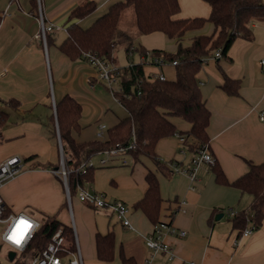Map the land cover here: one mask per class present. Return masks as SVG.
<instances>
[{"label":"crops","instance_id":"obj_1","mask_svg":"<svg viewBox=\"0 0 264 264\" xmlns=\"http://www.w3.org/2000/svg\"><path fill=\"white\" fill-rule=\"evenodd\" d=\"M86 1L37 0L35 4L34 0H0V108L9 113L0 127V162L11 156L22 160L20 173L0 189L4 203L13 212L35 218L48 214L69 226L72 220L85 264H122L120 248L137 264H264V222L247 237L239 236L233 228L231 211L246 209L252 195L218 183L206 163L193 181L180 172L165 175L146 156L136 160L127 151L100 152L96 161L91 159L93 180L86 187L103 193L109 201L125 202L130 207L131 226L119 221L110 208L81 201L77 193L71 195L69 203L63 181L52 172L61 157L57 123L52 122L53 101L69 94L82 104V128L73 132L77 141L106 138L108 129L128 115L113 93L114 84L110 86L102 79L86 59L72 60L59 48L72 9ZM94 1L98 4L96 12L80 21L85 26L118 0ZM180 4L178 17L210 16L211 6L205 0H192L191 6L180 0ZM41 17L46 25L55 26L49 41L41 36ZM214 31L215 25L206 22L181 40L165 35L169 42L165 50L175 52L179 42L190 45L195 36ZM253 31L252 40L239 37L234 41L230 58L207 59L198 73L211 112L208 149L230 182L249 170V162L264 161V119L260 117L264 110V20L254 22ZM137 53L139 60L128 64L145 61L146 74L163 72L169 79L176 77L175 66L151 64ZM225 73L241 80L238 95H229L222 88ZM115 84L119 88L118 81ZM11 99L18 105L11 104ZM177 118L173 120L180 129L190 128L189 122ZM102 124L106 128L101 129ZM166 142L173 148L170 152L160 148V159L188 165L192 153L182 152L180 139L176 135L165 137L157 150ZM150 170L159 177L165 199L161 219L187 231L184 237L164 236L173 248V258L166 252L154 254L147 247L146 237L154 224L134 206L145 194ZM68 205L70 210H66ZM219 214L222 216L217 219ZM110 231L116 237V253L112 261H103L97 255L96 236Z\"/></svg>","mask_w":264,"mask_h":264},{"label":"trees","instance_id":"obj_2","mask_svg":"<svg viewBox=\"0 0 264 264\" xmlns=\"http://www.w3.org/2000/svg\"><path fill=\"white\" fill-rule=\"evenodd\" d=\"M37 4V0H34ZM211 6L209 17H178L181 11L180 0H118L97 16L88 26L80 21L90 17L98 8L94 0L77 5L69 15L66 37L59 44L60 50L72 60L90 59V55L108 61L115 60V49L125 45L130 53L132 47L147 56L143 46H135L133 37L120 29L122 14L129 6L134 8L136 26L140 33L163 32L169 38L181 40L190 30L202 28L206 22L215 25L212 34H199L190 45L179 42L175 52L164 49H151V59L162 56L166 62L177 60L174 79H151L146 74V62H132L121 67L118 78L119 88L113 91L116 98L128 110V115L108 129V136L88 141H77L74 131L81 130L80 118L82 104L75 97L66 94L56 102V113L52 122L59 126L66 163L72 170L70 174L71 195L78 192L79 186H86L93 180L94 165L87 166L83 172L81 165L91 162L94 155L113 149L118 145L127 147V152L136 159L149 157L167 176L176 172L173 163L163 161L157 152L161 139L183 134L187 138L189 152L194 154L199 148H209L208 127L211 112L203 97L198 73L206 58L221 49V57L230 58L229 51L234 41L241 37L254 38L253 23L264 20V0H205ZM51 31H47L49 41ZM220 58V57H219ZM241 80L225 73L222 88L229 95H238ZM11 104L18 101L11 99ZM8 111L0 108V127L7 121ZM179 117L190 123L188 130H182L173 118ZM56 132V129H54ZM131 145V147H129ZM60 159L56 165H59ZM220 184L232 185L243 193L252 195L250 205L235 212L232 217L233 228L241 236L244 230L253 226L258 229L264 222V161L249 162V170L235 181L230 182L222 166L216 160L210 165ZM55 168V167H54ZM146 191L135 203L153 222L154 226L161 219L162 205L165 201L159 177L153 171L146 175ZM76 184V187L74 185ZM9 211V208H8ZM41 226L33 241V248L41 251L55 231L62 228L67 241L74 247L75 230L61 222L57 217L44 214ZM97 255L100 260L112 261L116 253V237L113 231L98 233L96 236ZM122 264H137L132 256H127L120 248Z\"/></svg>","mask_w":264,"mask_h":264},{"label":"built area","instance_id":"obj_3","mask_svg":"<svg viewBox=\"0 0 264 264\" xmlns=\"http://www.w3.org/2000/svg\"><path fill=\"white\" fill-rule=\"evenodd\" d=\"M41 36L46 39L47 31L54 30L55 26L50 24L46 25L43 17H41ZM135 50L134 46L131 51ZM222 52L221 49L215 51L213 56H209L210 58H219L221 57ZM150 50L147 51L146 61L163 66L165 64H171L175 66L177 64V60L173 62H166L164 57L155 56L151 59ZM205 60V61H206ZM88 62L93 65L98 70L99 76L106 80L110 86H113L118 81L120 76L121 67L114 64L112 61L104 60L101 58L94 57L90 55V59ZM264 64V59L262 60ZM151 79L160 78L161 80H166L168 77L163 72H155L151 74H147ZM54 109H56V103L53 101ZM261 119H264V110L260 115ZM101 129L106 128L105 124H102ZM102 131L99 133V136L102 137ZM176 136L180 139L182 143V152H189V145L187 144V138L183 134H176ZM131 147V145L129 146ZM127 147L122 145H118L117 147L107 150L110 154H115L119 151H126ZM216 161L215 157L209 151L208 148H199L197 151L192 154L190 162L188 165L177 164V162L173 163V166L176 172H180L188 175L193 181L198 179V170L202 167L203 164L212 165ZM105 162V159L102 160ZM93 165L92 162L87 164H82L83 172H86L87 166ZM59 166V167H58ZM57 167L52 169V172L59 176L63 181L66 191L68 194V199L71 198V184H70V174L71 169L66 163L65 155L62 154L61 147V157L60 163ZM22 170V160L19 156H11L0 162V189L2 185L14 178L17 174ZM78 197L81 201L97 208H110L112 212L116 215L117 219L121 221L126 226H131L128 213L130 211V207L121 200L109 201L106 199L103 193H100L96 190H93L86 186L78 187ZM232 215L235 214L234 211H231ZM26 221L31 227L27 230L26 234L23 236V239L20 243H16L15 239L19 238V231L16 232L14 236V230H16L17 224L19 221ZM0 223L4 225L3 230L1 232V239L3 244H7L10 247V251H15V257L10 260L12 264H85L84 257L82 255L77 237L75 241L74 247H71L67 241V238L64 234L62 228H59L57 231L53 233L50 240L48 241L45 248L41 251H36L33 248V241L35 236L41 226L40 220L35 217L24 213V212H13L9 209L8 206L4 203L2 195L0 193ZM255 228L253 226L247 227L242 237L250 236ZM175 235L178 237H184L187 234V231L184 229H179L175 227L169 221H163L154 226V230L151 234L146 237V245L151 251L156 254L159 252H166L170 254L171 258L174 257L172 246L165 241L164 236L166 234ZM76 234V233H75ZM9 237H13V239H9ZM3 244L0 245V250L3 248ZM8 252V258L9 253ZM20 256V257H19ZM189 264H196L195 262H190Z\"/></svg>","mask_w":264,"mask_h":264},{"label":"rangeland","instance_id":"obj_4","mask_svg":"<svg viewBox=\"0 0 264 264\" xmlns=\"http://www.w3.org/2000/svg\"><path fill=\"white\" fill-rule=\"evenodd\" d=\"M184 1H187L188 6L192 5V0H184ZM120 29L127 31L133 37L134 45L136 46H143L148 50H151L154 48L165 50V48H168L169 42L163 32L157 31V32L149 33V34H142L138 31L137 26H136L135 12L132 6H129L128 8H126L124 13L122 14V17L120 20ZM137 52H138L137 50H133L132 52L128 53L125 45H118L115 49L116 58L113 63L118 66H125L126 64L129 63L130 60L137 61L139 60V55ZM117 87H118L117 84H114V88L117 89ZM179 119H182V118H179ZM182 121H185L184 123H188L186 120L182 119ZM160 148H163L165 151L170 152L173 148V145L169 142L164 143L163 146L159 145L158 150H157L158 154H161ZM93 159L96 161L98 159V154L94 155ZM69 203H70V200H69ZM69 208H70V205L66 207V210H68ZM36 218L38 220L41 219L40 217H36ZM69 224L75 229L72 220ZM3 227L4 225L0 223V245L3 244V241L1 239V232L3 230ZM75 232H76V229H75ZM9 251H10V247L7 244H3V248L0 250V262L2 264H12L8 258Z\"/></svg>","mask_w":264,"mask_h":264},{"label":"snow or ice","instance_id":"obj_5","mask_svg":"<svg viewBox=\"0 0 264 264\" xmlns=\"http://www.w3.org/2000/svg\"><path fill=\"white\" fill-rule=\"evenodd\" d=\"M31 227L26 221L21 220L17 224L16 230H14V236L16 235V232L19 231V238L15 239L16 243H20V241L23 239V236L26 234L27 230ZM9 239H13V237H9Z\"/></svg>","mask_w":264,"mask_h":264},{"label":"water","instance_id":"obj_6","mask_svg":"<svg viewBox=\"0 0 264 264\" xmlns=\"http://www.w3.org/2000/svg\"><path fill=\"white\" fill-rule=\"evenodd\" d=\"M55 113H56V109H55ZM57 131H58V136H59V140H60V144H61V147H62V154L64 155V151H63V146H62V140H61V136H60V131H59V126L57 124ZM74 187H76V184L74 185ZM222 216V214H219L217 215V219H220V217ZM16 255V252L15 251H10L9 253V259L12 260Z\"/></svg>","mask_w":264,"mask_h":264}]
</instances>
